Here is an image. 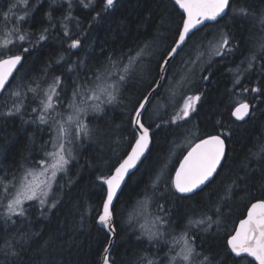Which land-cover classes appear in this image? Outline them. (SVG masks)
Instances as JSON below:
<instances>
[{
    "label": "trees",
    "instance_id": "obj_1",
    "mask_svg": "<svg viewBox=\"0 0 264 264\" xmlns=\"http://www.w3.org/2000/svg\"><path fill=\"white\" fill-rule=\"evenodd\" d=\"M13 2L0 0V13L6 12ZM50 3L51 0L38 2L28 20L21 22L23 30L31 33L30 38L39 36L45 28L49 29L48 40L34 48L27 42L22 45L29 47L30 51L24 54L23 67L10 82L13 90L22 95L26 93L21 114H2L17 97L9 93L0 99V179L4 183L15 182L26 166L44 160L53 135L51 121L40 124L36 120L37 113L31 111L32 108L39 111V99H33L34 94L28 92L26 86L35 88L39 84L40 89H46L53 76H60L65 89L60 94L64 106L63 101L68 103L72 99L74 85L85 82L86 73L88 78L94 79L89 70L98 64L106 65L109 56L128 54L145 43L150 48L146 49L142 63H138L135 78L122 89L119 102L105 105L103 114L90 111L85 118L84 122L92 130V138H82L75 148L76 158L68 165L67 174L57 177L50 201L58 200L57 206L52 209L44 207L42 212L38 201L25 203L28 224L20 225L19 229L0 216V249L5 240L15 243L17 232L27 228L29 233L37 235L30 245L23 246L17 264H101L110 237L96 221L102 212L106 189L97 176L106 175L112 165L130 151L133 137L130 113L135 102L147 95L149 85L158 80L156 61L172 44L181 12L171 0H117L110 13L93 20L95 12L83 8L78 0H72L70 10L66 2L61 1L51 9ZM233 7H248L259 16L264 12V0H238ZM48 11L53 14L51 24L46 15ZM66 16L71 19L65 21ZM65 23L68 37L63 35ZM206 25L198 37H207L204 45L209 51V42L215 41L221 32L229 33L230 40L239 47L223 57L212 55L211 64L207 63L208 52L197 60L200 52L186 49L180 58L175 59L159 94L152 99L147 114V121L152 125L151 149L135 174L127 180L115 203L116 238L110 256L115 264H129L141 253H158L160 264H165V253L171 248L169 243L149 247L146 239H136L141 220L140 216L133 218V214L145 201L154 217L159 214L171 221L169 231L188 230L190 238L194 233L197 250L207 255L211 264H237L239 258L230 253L226 241L246 216L250 204L264 197V167L258 155L264 142V94L251 91L258 82L264 83V61L257 59L249 70L246 59L249 56L247 49L259 39L260 26L258 23L253 26L251 17L233 19L232 13L219 24ZM77 37L81 47L69 51L71 39ZM33 43H36L34 39ZM188 53H191L190 57ZM61 56L63 60L57 64ZM182 59L198 61V70H194L186 85L178 81L177 70L192 63L183 64ZM202 76H208V79H202ZM237 78L239 83H235ZM245 87L248 91H244ZM172 92H175L174 98ZM199 93L203 95L195 104L191 120L183 119L179 112L183 97ZM240 102L251 106V114L244 121H238L232 115V110ZM60 112L63 116V107ZM209 135H220L225 141L223 171L218 169L219 178L214 177L215 183L210 182L203 186V191L197 190L198 194L192 193L190 198H185L175 191L171 181L191 147ZM237 175L244 177L246 184L237 185L233 194L225 198L226 186ZM157 176L160 179L153 187ZM237 192L239 195L235 194ZM158 205H163V211ZM217 208L220 209L218 214L215 213ZM3 210L0 206V213ZM207 217L212 218L211 228L205 225L188 228L189 219ZM0 264H10L2 252ZM243 264L254 262L247 258Z\"/></svg>",
    "mask_w": 264,
    "mask_h": 264
},
{
    "label": "snow or ice",
    "instance_id": "obj_2",
    "mask_svg": "<svg viewBox=\"0 0 264 264\" xmlns=\"http://www.w3.org/2000/svg\"><path fill=\"white\" fill-rule=\"evenodd\" d=\"M38 2H42V0H14L8 6L6 12L0 13V25H2L0 26V34H2V38H0V99H4L9 93L11 96L18 98L13 100L12 106L2 113L5 116L20 115L23 109V99L26 93L22 95L20 91L13 90L12 85L9 84V78L12 77L17 67H23L22 62L26 60L24 54L30 51L29 47H22V45L27 42L34 48L36 44L49 39L48 28L41 31L39 36L30 38L31 33L24 31L22 27L21 22L28 20ZM60 2L61 0H51L49 8L51 9L53 5ZM78 2L83 8L95 12V16L92 17L93 20L100 19L102 14L110 13L117 5V0H87V2L86 0H78ZM237 2L238 0H174L175 5L182 10L181 20L177 25L172 44L161 53L160 59L156 61L157 73L161 79L172 69L175 59L180 58V54L185 53L186 49L199 51L200 55L196 57L197 60L205 52H208L209 59L207 63L211 64L212 55L223 57L226 53L231 54L234 49L238 48L239 46L230 40L229 33L226 32H221L215 41L209 42L210 51L204 45L207 37H198V33L203 31L200 26L207 27L205 21L219 24L229 13H232L233 19L236 17L244 19L251 17L253 18V26L257 23L260 26L258 29L259 39L247 49L249 52V56L246 58L247 68L250 70L257 59L264 61V12L257 16L248 7H233ZM67 4L70 10L72 0H67ZM46 15L51 24L53 21L52 11H48ZM68 19H71V17H64L65 21ZM63 26L65 28L63 35L68 37L66 23ZM33 39L36 42L35 44ZM80 47L81 41L77 37L71 39L68 50ZM17 48H19V51L16 50ZM149 48L150 45L145 43L138 46L134 51L130 50L128 54H121L116 57L109 56L106 65L98 64L94 69H90L89 71L94 79L88 78L86 73L85 82L74 85L71 93L72 99L68 103L71 114L66 119L63 118L60 112V107H63L60 94L65 92L60 76H53L52 82L46 89H40L39 84L35 88L26 86L27 91L34 94L33 99H39V111L37 108L31 109L32 112L37 113L36 120L40 124H49L51 121L50 127L55 129V141L52 145L55 150L46 153L51 158L50 163L47 161L38 162L39 164H47V167L40 172V175L44 176L45 179L39 183L28 179L29 176L34 175L31 170L25 171L20 178L19 186L16 182L4 183L0 179V206L4 209L0 216L4 218L6 223L10 222L12 225H16L18 229L20 225L28 224L27 209L24 205L29 201H38L42 212L44 207L52 209L57 206L59 201L53 200L49 203L48 197L53 184L56 183L58 173L67 174L68 165L76 158L73 155V148L78 147L77 141L81 139V134L86 139L92 138L90 135L92 130L84 122L85 118L90 111L103 114L105 105L119 102L118 97L121 96L122 89L131 79L135 78L137 65L142 63L143 56L146 55V49ZM187 55L190 57L191 53ZM62 60L63 56L57 59L56 63L60 64ZM189 62L196 63L195 60H181L183 64ZM68 71H72L70 66ZM201 78L207 80L208 76H202ZM239 82V78H237L235 83ZM6 85H8L7 88ZM160 87L162 85L154 80L149 85L147 95H142L133 105L130 113V127L133 131V137L130 151L125 154L126 158L117 160L106 175L97 176L100 184L106 186L102 212L96 217L97 223L106 230V236L111 237L107 241L108 247L104 249L105 253H108L109 248L114 247L112 240L116 237L114 223L116 207L114 202H118V194L122 192V186L125 185L126 179H131L129 173L137 168V164L145 156L153 140L152 125L147 121L148 108L151 106L149 97L154 99L152 94L156 93L158 95L159 93L156 90ZM57 89H59V92ZM244 91H248V89L245 87ZM251 91L264 94V83L258 82V86L253 87ZM202 95L203 93L186 94L183 97L181 112L185 120L196 110L194 105L200 102ZM77 98H79V101ZM249 108L248 103H240L234 108L232 114L237 119L243 120L248 115ZM21 118L23 119L22 116ZM35 122L33 121V123ZM156 127H159V125H156ZM258 155L262 167H264V142L260 145ZM222 161L226 163L225 142L220 135H209L206 139H201L184 156L183 163L180 164L179 170L175 172V177L171 181L172 186H174L177 193L182 194L185 198H190V194H198V189L203 191L202 186L210 182L215 183V179L219 178L218 169L223 171ZM161 175H163V170H161ZM247 175L248 173L245 171V176ZM159 179L160 177L157 176L156 180L153 181V187ZM239 184H246V179L237 175L226 186L225 198H229L233 194V189ZM235 194L239 195L238 192ZM144 203L146 204L147 201ZM158 207L163 211V205H158ZM219 212L220 209L217 208L215 213L218 214ZM13 217L17 219L14 220ZM131 222L132 217L129 218V223ZM212 224L211 217L188 220V228H199L201 225L211 228ZM170 228L171 221L157 214L151 221L140 224V232L136 239H146L149 247L153 244L167 243L164 237ZM36 235V233H29L27 228L20 229L17 232V237H14L16 242L12 243L5 240L4 247L0 249V252L9 258L10 264H17L23 246L25 244L30 245ZM181 239L182 246L175 256L170 254L173 251L172 248H169L165 253V264H211L208 256L202 255L197 250L194 233L190 238L188 232L185 231ZM226 247L230 249L231 254L239 258L237 264H243V261L249 257L252 258L254 264H264V197L250 204L246 218L240 221L235 234L227 239ZM160 259L158 253L156 255L141 253L129 261V264H160ZM104 264H115V261L105 255Z\"/></svg>",
    "mask_w": 264,
    "mask_h": 264
},
{
    "label": "rangeland",
    "instance_id": "obj_3",
    "mask_svg": "<svg viewBox=\"0 0 264 264\" xmlns=\"http://www.w3.org/2000/svg\"><path fill=\"white\" fill-rule=\"evenodd\" d=\"M61 1L67 3V0H61ZM207 60H208V58H207ZM197 64H198V61H196L195 64H192V65H189V66H184L182 68V70H180V69L177 70V77H179L178 81L182 82L184 85L188 84V82L190 80V77L194 73V70H196V69L198 70ZM172 97L173 98L175 97V92H172ZM77 100L79 101V98H77ZM63 103H64V106H63V111H64L63 118L66 119L67 116L71 114V109L68 108V103L69 102L65 103V101H63ZM182 107H183V101H182V105H181L180 110H179L180 116H182V112H181ZM194 107L196 108L195 105H194ZM160 109L161 108H159V111H160ZM193 112L191 113V115L187 119L192 118ZM182 118H183V116H182ZM82 138H84V137L81 134V139L79 141H77V145L80 143ZM54 141H55V129L53 127V135H52L51 141H50V143L48 145V150H47L46 153L52 152V151L55 150V149H53V146H52ZM189 143H192V141H190ZM75 148L76 147L73 148V155H75ZM46 153H45V156H44V160L41 159L39 161H47V162L50 163L51 158L48 157L46 155ZM46 167H47V164H39V163L34 165V166L28 165V166H26L23 169V173L20 175L19 179H17L15 182L19 186V181H20V178L22 177V175L25 173L26 170H31L34 173V175L33 176H29L28 179L29 180H34L36 183H39L40 181L45 179L44 176L40 175V172L43 171ZM60 174H62V173H58L57 177ZM57 177H56V179H57ZM54 184H53V186H54ZM53 186H52L51 192H50L49 197H48V201L49 202L51 201V195H52V191H53ZM148 205H145L144 203H142L138 207L136 213L133 214V218H134V216H136V217L140 216L141 224L145 223L146 221H151L154 218V216L152 215V212H151V208L149 207L150 205L149 206ZM185 231L188 232V230H184L183 232H171V231H168L165 234V237H164L165 241H167V243H169V245H171V248L173 249L171 255L175 256L179 252L180 247L182 246L181 236H182L183 233H185Z\"/></svg>",
    "mask_w": 264,
    "mask_h": 264
},
{
    "label": "water",
    "instance_id": "obj_4",
    "mask_svg": "<svg viewBox=\"0 0 264 264\" xmlns=\"http://www.w3.org/2000/svg\"><path fill=\"white\" fill-rule=\"evenodd\" d=\"M171 1L174 3V0H171ZM174 4H175V3H174ZM177 8H178V6H177ZM178 9H179V8H178ZM179 11L182 13V10H181V9H179ZM211 23H215V22L205 21V24H211ZM200 27L202 28V27H204V25H201ZM22 63H23V62H22ZM19 68H20V66H18V67H17V70L13 72L12 77L9 78V84H10L12 78L14 77V75L17 73V71H18ZM166 76H167V73L164 75V78H163V79H161V77L159 76V78H158V80H157V82H159V83L162 85V87H163V84H164V82H165ZM5 87L7 88L8 85H6ZM162 87L158 88L156 91L159 93ZM155 95H157V94H156V93H153V94H152L153 97H154ZM149 99L152 101L153 98H152V97H149ZM237 106H238V105H237ZM233 111H234V110H233ZM250 112H251V107L249 108V113H248V115H246V116L244 117L243 120H239V119H237L234 115H233V117H234L235 119L239 120V121H244V120H246V119L250 116ZM232 113H233V112H232ZM205 139H206V138H205ZM221 139H222V138H221ZM198 143H199V142H198ZM150 149H151V144L149 145L148 151L145 153V156L142 157V158H141V161L137 164V168H136V169H133V170L129 173V176H131L133 173H135V172L137 171V169L139 168V166H140V164L142 163V161L147 157V155H148ZM225 150H226V149H225ZM125 158H126V157H125ZM181 163H183V161H182ZM221 163H222V162H221ZM179 167H180V165H179ZM179 167H178L177 170H179ZM127 180H128V179H126L125 184H126ZM124 186H125V185L122 186V189H123ZM105 187H106V186H105ZM202 187H203V186H202ZM119 195H120V193L118 194V197H119ZM114 203H116V202H114ZM247 211H248V210H247ZM246 216H247V213H246ZM246 216H245L243 219H245ZM239 223H240V221H239ZM239 223H238L236 229L239 227ZM98 226L102 228V226H100L99 224H98ZM234 234H235V231H234L233 235H234ZM115 238H116V237H115ZM110 239H111V237H110ZM112 242H113V245H114V244H115V239H113ZM107 247H108V246H107ZM229 250H230V249H229ZM111 251H112V248H109V249H108V253H105V251H104L103 256H102V259H101V264H104V257H105V255H108L109 257L111 256ZM232 255L234 256V254H232ZM248 259L252 260L251 257H249Z\"/></svg>",
    "mask_w": 264,
    "mask_h": 264
},
{
    "label": "bare ground",
    "instance_id": "obj_5",
    "mask_svg": "<svg viewBox=\"0 0 264 264\" xmlns=\"http://www.w3.org/2000/svg\"><path fill=\"white\" fill-rule=\"evenodd\" d=\"M166 80V79H165ZM233 111V110H232Z\"/></svg>",
    "mask_w": 264,
    "mask_h": 264
}]
</instances>
